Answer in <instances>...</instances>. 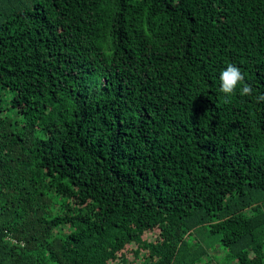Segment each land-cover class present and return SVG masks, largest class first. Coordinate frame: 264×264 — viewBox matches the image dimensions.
Instances as JSON below:
<instances>
[{"label": "trees", "instance_id": "16d2710c", "mask_svg": "<svg viewBox=\"0 0 264 264\" xmlns=\"http://www.w3.org/2000/svg\"><path fill=\"white\" fill-rule=\"evenodd\" d=\"M0 87V264H264V0H0Z\"/></svg>", "mask_w": 264, "mask_h": 264}, {"label": "clouds", "instance_id": "9594fccd", "mask_svg": "<svg viewBox=\"0 0 264 264\" xmlns=\"http://www.w3.org/2000/svg\"><path fill=\"white\" fill-rule=\"evenodd\" d=\"M220 81V91L225 94V97H231L235 94L237 85L244 82V76L237 66L228 64L226 70L220 74ZM251 91V85L244 82L240 95H251ZM259 99L264 100V96L259 97Z\"/></svg>", "mask_w": 264, "mask_h": 264}, {"label": "rangeland", "instance_id": "374dc122", "mask_svg": "<svg viewBox=\"0 0 264 264\" xmlns=\"http://www.w3.org/2000/svg\"><path fill=\"white\" fill-rule=\"evenodd\" d=\"M10 97L11 92L8 89L1 88L0 87V106L3 109L4 114L9 117L14 124L19 123L22 121V115L18 114L17 110L15 108L11 107L10 104ZM201 238L206 237L207 230H203L202 233H200ZM217 254V253H216ZM215 254V259L221 262L227 263L228 261H225L224 255L225 251L222 249L220 255Z\"/></svg>", "mask_w": 264, "mask_h": 264}]
</instances>
